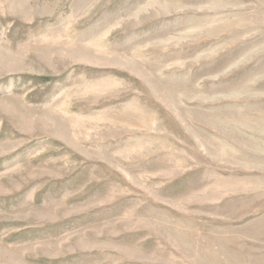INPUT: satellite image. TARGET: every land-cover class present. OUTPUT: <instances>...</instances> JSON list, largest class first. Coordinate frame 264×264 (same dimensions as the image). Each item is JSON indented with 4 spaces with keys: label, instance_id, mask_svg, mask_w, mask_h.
I'll list each match as a JSON object with an SVG mask.
<instances>
[{
    "label": "rangeland",
    "instance_id": "1",
    "mask_svg": "<svg viewBox=\"0 0 264 264\" xmlns=\"http://www.w3.org/2000/svg\"><path fill=\"white\" fill-rule=\"evenodd\" d=\"M262 211L264 0H0V264H264Z\"/></svg>",
    "mask_w": 264,
    "mask_h": 264
},
{
    "label": "crops",
    "instance_id": "2",
    "mask_svg": "<svg viewBox=\"0 0 264 264\" xmlns=\"http://www.w3.org/2000/svg\"><path fill=\"white\" fill-rule=\"evenodd\" d=\"M258 216H259V218H258L259 220L258 221H264V211H262L261 214H259ZM253 220L254 219H247L244 222H241L239 224H233L232 222H229V221L228 222H225V223H227L226 226H228L229 230H233V229L235 230L237 227H241V226L243 227L245 225L248 226L249 225L248 223H250V221H253ZM261 232H262V235L259 236L261 239H257V240H259L258 242L264 244V229ZM252 236H254V235H250V237H252ZM228 241L229 242H232V238H229ZM234 241H236V240H234ZM245 241L250 242V241H255V240H251V238H250V240H245ZM261 248L264 249V246L261 247ZM257 257L260 258V259H264V254H262V255L258 254Z\"/></svg>",
    "mask_w": 264,
    "mask_h": 264
}]
</instances>
